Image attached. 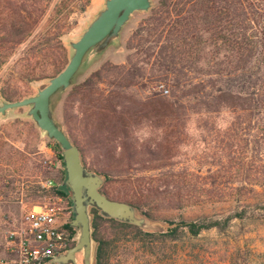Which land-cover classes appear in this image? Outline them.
<instances>
[{"label": "trees", "instance_id": "obj_1", "mask_svg": "<svg viewBox=\"0 0 264 264\" xmlns=\"http://www.w3.org/2000/svg\"><path fill=\"white\" fill-rule=\"evenodd\" d=\"M52 1L0 0V70L34 37L50 10V14H61L72 0H60L53 9ZM91 1L85 0L82 10ZM61 19L37 38L45 57L52 60L55 75L67 64L58 24ZM128 46L139 51L141 58L130 57L119 66L104 65L74 86L66 100L65 122L72 142L81 152L84 167L105 177L103 194L133 205L148 218L152 206L184 208L193 198L186 194L192 186L179 180L135 178L133 172L174 166L169 162L179 144L176 135L193 123L202 131H227L231 139H239L242 130L246 137L249 135L252 158L262 160L264 0H159ZM186 58L191 59L189 66ZM193 72L200 76L190 77ZM163 83L168 93L157 91ZM10 86L7 82L0 92L5 100L13 101L14 96L7 91ZM144 123L153 136L143 138L139 134ZM54 144L65 166L60 146ZM256 179L245 184L264 187V180ZM64 181L62 178L45 196L52 201H68L74 216L71 192ZM118 183L120 188L116 189L114 184ZM250 199L236 200V206L224 215L170 221L167 231L161 233L106 218L91 208L97 242L94 264L109 263V257L121 247L122 239L111 230L132 229L137 242L156 249L158 244L197 238L206 231L226 233L234 221L252 217ZM66 228L75 234L71 249L77 230L71 223Z\"/></svg>", "mask_w": 264, "mask_h": 264}, {"label": "rangeland", "instance_id": "obj_2", "mask_svg": "<svg viewBox=\"0 0 264 264\" xmlns=\"http://www.w3.org/2000/svg\"><path fill=\"white\" fill-rule=\"evenodd\" d=\"M59 1H52V9ZM158 1L153 0L154 7ZM84 2L85 0H72L69 8L61 14H50V10L34 37L20 47L0 70V88L10 82L11 86L7 91L14 96L13 101L36 95L48 84L50 78L56 76L52 60L45 57L41 41L38 42L37 38L49 32L61 18L62 21L58 24L61 26V41L66 49L68 63L72 56L69 42L80 38L87 25L104 7L105 0H92L82 10ZM150 14L151 12L136 13L124 28L120 43L110 47L88 69L79 73L73 87L108 63L119 66L127 63L130 57L140 59V52L130 50L128 41ZM32 46L35 50L31 49ZM186 60V65L189 66L191 59ZM40 75L43 77L40 78ZM199 76L195 72L190 74L194 78ZM167 89L169 88L163 83L158 86L157 91ZM70 90L56 95L52 100V108L55 120L71 139L65 122L66 100ZM3 101L9 100L1 97L0 92V105ZM27 110L16 109L5 116L0 115V260L7 255L6 230L24 213L35 207L57 204L55 207L59 206L64 210L62 218L67 223H71L74 218L68 201H52L45 196L46 191L53 187H44V182L53 179L56 183H61L62 178L66 180L67 174L54 141L48 139L34 121L25 115ZM195 120L194 117L193 121ZM150 133L147 123H144L139 134L147 138L153 136ZM229 137L231 136L227 131H202L194 123L187 130L181 129L176 135L179 144L175 157L169 162L174 166L162 171L133 173L135 178L182 181L192 186L193 189L186 191V194L193 198L180 210H163L152 206L149 218L138 212L153 224L151 230L144 231L158 233L166 232L170 221L195 220L203 216L212 217L213 214L224 215L240 199L251 198L248 201L252 217L234 221L232 228L226 233L206 231L197 238H181L179 241L158 244L156 249L137 242L132 229H114L111 232L120 236L122 245L112 253L107 264H264V187L245 184L246 181L257 180L256 178L264 180V146L260 149L262 160L252 158V147L247 145L249 135L246 137V133L241 130L239 139ZM243 185L255 188L256 191L245 190ZM114 186L116 189L120 188L119 183ZM78 258L79 264H83L82 256L78 255Z\"/></svg>", "mask_w": 264, "mask_h": 264}, {"label": "water", "instance_id": "obj_3", "mask_svg": "<svg viewBox=\"0 0 264 264\" xmlns=\"http://www.w3.org/2000/svg\"><path fill=\"white\" fill-rule=\"evenodd\" d=\"M153 0H105L104 7L94 16L77 41H70L72 50L65 68L49 79L48 84L36 95L16 101H3L0 115L9 111L27 108L25 115L46 134L48 139L59 144L65 163L67 178L64 186L71 192L74 218L71 226L77 230L76 244L56 259L57 264H94L97 242L93 237L90 209L95 208L110 219L129 223L144 230L153 224L127 202L113 200L101 192L105 177L86 169L79 148L55 120L52 100L70 90L82 71L88 69L110 47L120 43L122 33L136 13H149Z\"/></svg>", "mask_w": 264, "mask_h": 264}, {"label": "built area", "instance_id": "obj_4", "mask_svg": "<svg viewBox=\"0 0 264 264\" xmlns=\"http://www.w3.org/2000/svg\"><path fill=\"white\" fill-rule=\"evenodd\" d=\"M54 185L52 180L44 182L46 188ZM56 205L35 207L6 230L7 255L0 264H57L56 259L72 246L75 234L66 228L65 212Z\"/></svg>", "mask_w": 264, "mask_h": 264}, {"label": "crops", "instance_id": "obj_5", "mask_svg": "<svg viewBox=\"0 0 264 264\" xmlns=\"http://www.w3.org/2000/svg\"><path fill=\"white\" fill-rule=\"evenodd\" d=\"M47 180H52V181L54 182V184H55L54 187L57 186V185L59 186V184L56 183V181H54L53 179H47ZM54 187H53V188H54Z\"/></svg>", "mask_w": 264, "mask_h": 264}]
</instances>
